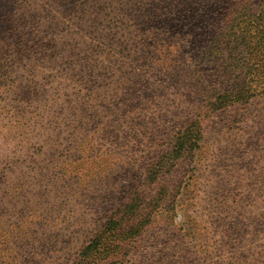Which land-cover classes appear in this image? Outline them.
Segmentation results:
<instances>
[{
	"label": "rangeland",
	"instance_id": "1",
	"mask_svg": "<svg viewBox=\"0 0 264 264\" xmlns=\"http://www.w3.org/2000/svg\"><path fill=\"white\" fill-rule=\"evenodd\" d=\"M135 196L90 264H264V0H0V264H77Z\"/></svg>",
	"mask_w": 264,
	"mask_h": 264
},
{
	"label": "trees",
	"instance_id": "2",
	"mask_svg": "<svg viewBox=\"0 0 264 264\" xmlns=\"http://www.w3.org/2000/svg\"><path fill=\"white\" fill-rule=\"evenodd\" d=\"M192 140L193 136L190 134L188 135L187 131L182 133V135L178 139L177 144L175 145V155L177 157H179L180 155L182 156L186 149L190 150V147L192 148L193 146H195L194 143H191ZM140 199L141 198H139L138 196H135V198L127 202L122 207V209L118 211L116 215H114V217L106 224V231L100 237L96 236L97 238H95L92 243L84 250V253H86L85 258H82L83 260H80L79 262H77V264H90L92 259V251H96L101 248L100 250L104 252V250H106L108 247L110 236L113 235L115 231L132 232L135 231L136 228H138V222L142 218H145V213H143V211H139L138 208L140 203H138L137 201Z\"/></svg>",
	"mask_w": 264,
	"mask_h": 264
}]
</instances>
